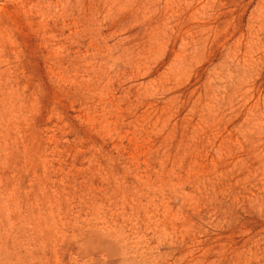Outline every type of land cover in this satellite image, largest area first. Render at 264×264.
I'll use <instances>...</instances> for the list:
<instances>
[{
    "label": "rangeland",
    "instance_id": "obj_1",
    "mask_svg": "<svg viewBox=\"0 0 264 264\" xmlns=\"http://www.w3.org/2000/svg\"><path fill=\"white\" fill-rule=\"evenodd\" d=\"M0 264H264V0H0Z\"/></svg>",
    "mask_w": 264,
    "mask_h": 264
}]
</instances>
